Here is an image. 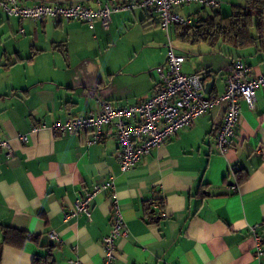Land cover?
<instances>
[{
  "label": "crops",
  "instance_id": "obj_1",
  "mask_svg": "<svg viewBox=\"0 0 264 264\" xmlns=\"http://www.w3.org/2000/svg\"><path fill=\"white\" fill-rule=\"evenodd\" d=\"M44 1H81L96 8L95 0ZM218 1V9L195 5L220 15L246 7V0ZM138 10L143 29L150 20L159 27L157 14L144 9L113 13L108 29L99 20L90 29L79 20H20L0 10V138L11 148L10 154L0 149V225L39 237V245L26 241L13 247L2 243L0 230V264H32L36 254L46 252L41 245L54 247V264H106L102 237L109 231L112 191L95 192L89 217H64L76 199L106 180L114 182L126 226L111 264H264V86L257 89L253 108L240 102V120L225 155L213 142L223 106L208 109L124 172L109 128L90 146L86 131L30 133L33 125L97 111L100 101L121 107L152 95L153 69L164 63L166 45L153 60L142 58L145 45L108 48L116 32L136 23ZM258 11L264 18V10ZM171 28L184 42L176 49L186 56L182 71L205 75L204 83L213 75L211 94L223 92L234 59L242 60L250 75L264 74V35L237 45L220 37L194 40L191 25ZM251 32L257 37L254 28ZM26 133V142L17 138ZM153 203L159 209L150 220L145 208ZM51 231L57 240L47 237Z\"/></svg>",
  "mask_w": 264,
  "mask_h": 264
},
{
  "label": "built area",
  "instance_id": "obj_2",
  "mask_svg": "<svg viewBox=\"0 0 264 264\" xmlns=\"http://www.w3.org/2000/svg\"><path fill=\"white\" fill-rule=\"evenodd\" d=\"M96 8L81 1L59 3L37 0L26 5L22 0H0V10L6 16L20 20L58 21L79 20L88 28L94 27L99 20L104 29H108L111 15L124 10L144 9L157 14L159 27L168 32L171 25L188 26L193 23L191 17L183 16L178 7L197 4L208 9H218V0H95ZM23 30L20 29V32ZM166 57L163 64L154 67L156 80L152 95L136 104L115 107L109 102L100 101L99 109L81 116H70L65 120L56 119L50 125H33L30 133L47 128L57 136L77 135L86 131L89 136L85 144L97 143L109 128L117 138L119 151L116 156L122 172L132 168L152 148L175 136L184 127L190 126L197 117L213 107H224L223 120L214 133V145L219 153L225 155L230 148V139L240 120V102L249 108L254 107L255 93L264 86V74L250 75L248 68L240 59H234L225 78L224 90L220 94H207L200 73H184L182 65L186 56L176 52L170 42L166 44ZM28 134H18L17 138L26 142ZM0 149L11 153L10 141L0 138ZM235 184H232L234 189ZM108 188L112 191V213L109 231L102 237L104 261L111 264L117 254L116 240L126 234V226L114 192V182L106 180L96 184L91 192L76 199L72 209L65 213V219L78 213L90 216V201L95 192ZM159 209V205H151ZM51 240H57L56 233L47 234ZM256 238L255 250L260 254V242Z\"/></svg>",
  "mask_w": 264,
  "mask_h": 264
},
{
  "label": "trees",
  "instance_id": "obj_3",
  "mask_svg": "<svg viewBox=\"0 0 264 264\" xmlns=\"http://www.w3.org/2000/svg\"><path fill=\"white\" fill-rule=\"evenodd\" d=\"M258 10H264V0H253V2L246 0V7L237 8L228 15H220L217 12L207 14L191 24L194 40H213L215 37H220L237 45L252 43L264 35V18ZM253 15L256 19L252 18ZM252 28L255 29L257 37L252 36ZM261 41L264 46V39ZM145 210L148 219L153 220L156 209L149 204ZM0 230L3 244L22 247L26 241H32L39 245L38 235L4 225H0ZM41 247L46 249L45 254H36L32 264H54L52 259L54 247L52 245H41Z\"/></svg>",
  "mask_w": 264,
  "mask_h": 264
},
{
  "label": "rangeland",
  "instance_id": "obj_4",
  "mask_svg": "<svg viewBox=\"0 0 264 264\" xmlns=\"http://www.w3.org/2000/svg\"><path fill=\"white\" fill-rule=\"evenodd\" d=\"M178 11L184 16L192 18H196L197 14L204 17L207 14H210V10H202L195 4L180 6L178 7ZM135 15L136 23L131 21L130 23L125 24L126 28H129L128 30L130 31L121 29L119 32L115 33V38L110 39L108 48L111 47V52L117 50L119 47L127 45V43L130 45H145L142 58L143 56H147L150 60H153L158 57L159 52H164V45H166L168 42H170L175 50L184 44V42H182V40L175 34L174 28H171L168 32H166L164 29L161 27L159 28L156 26L157 24L150 20V27L148 29H143L139 25V20L144 17V14L142 11L138 10L136 11Z\"/></svg>",
  "mask_w": 264,
  "mask_h": 264
},
{
  "label": "water",
  "instance_id": "obj_5",
  "mask_svg": "<svg viewBox=\"0 0 264 264\" xmlns=\"http://www.w3.org/2000/svg\"><path fill=\"white\" fill-rule=\"evenodd\" d=\"M201 81L203 82V85H204V91L209 94L211 93V90H212V84H213V81H214V77L213 75L211 76V80L204 83L205 79H206V76L205 75H202L201 77Z\"/></svg>",
  "mask_w": 264,
  "mask_h": 264
}]
</instances>
